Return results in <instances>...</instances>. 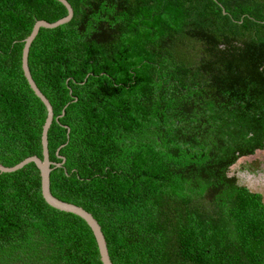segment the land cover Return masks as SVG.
Listing matches in <instances>:
<instances>
[{"label":"trees","instance_id":"obj_1","mask_svg":"<svg viewBox=\"0 0 264 264\" xmlns=\"http://www.w3.org/2000/svg\"><path fill=\"white\" fill-rule=\"evenodd\" d=\"M67 1L70 22L40 28L28 55L54 113L51 162L64 145L52 195L94 217L113 264H264L263 197L228 176L264 144L263 9ZM66 15L57 0H0L5 167L42 157L47 111L23 41ZM0 264H102L87 224L44 202L33 163L0 173Z\"/></svg>","mask_w":264,"mask_h":264},{"label":"water","instance_id":"obj_2","mask_svg":"<svg viewBox=\"0 0 264 264\" xmlns=\"http://www.w3.org/2000/svg\"><path fill=\"white\" fill-rule=\"evenodd\" d=\"M57 1L60 2L65 7L67 11V15L53 23H49L46 21H37L34 24L30 35L23 41L24 46H23L22 55H21V68L23 71V75L30 89L33 91L35 96H37L40 99V101L43 103L47 111L46 119L42 127V133H41V148H42L41 155L42 157L40 158L37 156H31V157L25 158L24 160H22L21 162H19L18 164L12 167H5L0 164V173H13V172H16L22 169L26 165L33 163L40 173L41 195H42L44 202L51 208H54L60 212L70 213V214H73L81 218L90 228L94 236L101 263L102 264H113L110 259L109 253H108L106 240L101 230V226L94 219V217L80 206L67 203V202L57 199L56 197L52 195L50 191V173L54 169L62 167L65 163V158L59 155V151L61 148L64 147V145L60 146L56 150V156L61 160V162L60 163L51 162L49 159L47 135H48L49 128L54 119V113H53L52 106L50 105L48 99L39 90V88L37 87L36 83L34 82L31 76V73L28 67V55H29L30 46L33 40L35 39V37L37 36L40 28L54 29V28H57L61 25H64L70 22V20L72 19L74 12H73V8L71 7L70 3L67 0H57ZM63 115H64V110L62 111L61 115L58 118H61ZM67 131L69 132V129Z\"/></svg>","mask_w":264,"mask_h":264},{"label":"rangeland","instance_id":"obj_3","mask_svg":"<svg viewBox=\"0 0 264 264\" xmlns=\"http://www.w3.org/2000/svg\"><path fill=\"white\" fill-rule=\"evenodd\" d=\"M249 4L250 7L263 9L264 17V0H249ZM228 176L237 180L240 185L246 186L250 191L260 193L264 201V144L252 153L238 157L230 166Z\"/></svg>","mask_w":264,"mask_h":264}]
</instances>
